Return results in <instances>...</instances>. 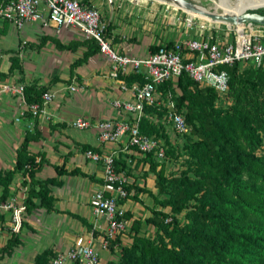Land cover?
<instances>
[{
  "label": "trees",
  "instance_id": "1",
  "mask_svg": "<svg viewBox=\"0 0 264 264\" xmlns=\"http://www.w3.org/2000/svg\"><path fill=\"white\" fill-rule=\"evenodd\" d=\"M8 27L9 20L1 18L0 36L7 33ZM47 40H52L58 48L76 45L63 44L47 34L41 35L36 45L42 46ZM84 43L87 49L74 63L86 60L98 50L94 40L85 38ZM157 45L150 44L149 50H155ZM242 63L236 61L221 66L228 72L223 94L231 98V104L224 109L215 104L217 91L212 86L201 85L185 71L175 80L158 86L163 99H168V91H171L170 97L175 99L177 110L191 125V132L182 136L188 138L185 146L189 157L184 162L189 160L193 175L189 174L188 168L178 175L163 173L158 165L166 153L158 158L150 151L138 158V162H148L149 169L155 173L157 191L128 178L124 184L127 194L120 201L129 198L143 202L139 194L147 192L152 197V203L146 206L150 213L143 219L132 218L127 229L129 242L122 241V232L109 239L108 248L113 250L118 246V256L105 264H264V153L258 152L262 143L260 131L264 132V60L260 64L248 63L256 67L248 74L242 73ZM13 68L20 73L23 71L17 56H12L8 72ZM8 72H1L0 78ZM124 77L127 82L142 83L145 74L130 71ZM172 82L180 88L178 94ZM46 88L44 84L24 83L25 102L40 104ZM166 107L164 102L145 105L139 121L140 131L155 137L156 133L162 135ZM24 112L33 119L34 131L25 132L16 149L14 166L4 171L0 169V199L7 197L10 183L19 171L23 176L21 183L28 185L25 209L36 206L34 199H37L48 210L53 205L48 184L60 183V180L53 176L35 177L43 158L29 149V143L39 136L36 126L39 112L33 114L29 109ZM83 147L96 149L89 144ZM115 162L127 176L133 174L136 166L130 165L125 156L118 154ZM54 167L58 174L79 171L76 168L67 170L64 164ZM183 210L186 214L191 212V221L181 223L179 214ZM124 215L126 218L133 216L129 209ZM2 218L0 213V220ZM143 222L155 226L156 234H141ZM12 238L15 239L11 236L8 243ZM47 254V250L38 253L35 264L46 263Z\"/></svg>",
  "mask_w": 264,
  "mask_h": 264
},
{
  "label": "crops",
  "instance_id": "2",
  "mask_svg": "<svg viewBox=\"0 0 264 264\" xmlns=\"http://www.w3.org/2000/svg\"><path fill=\"white\" fill-rule=\"evenodd\" d=\"M82 1L95 5L100 10L102 18L108 22L111 44L121 53L144 55L150 51V44L166 43L169 40L180 38V36L173 38L165 36L160 42L154 40L155 43H152L153 40L149 41V38L145 41L138 40L139 37H135L137 32L132 27L127 28L129 24L113 13V4L108 11L104 10V7L108 6V0ZM37 25L40 26L41 35L56 37L63 44L69 42L72 45L76 44L74 48H58L52 40H47L42 46H37L36 42L39 40L30 38L29 40L33 43L25 44L29 46L26 52L20 49L14 55L19 57L21 66L24 61H27L22 67L25 70L29 71L30 68L36 66V63H39L45 71L42 78H31L33 74L27 73L29 79L23 84L35 82L39 85H46V90H54L53 99L45 106L44 111L38 114L36 126L39 136L30 141L29 149L38 153V157L43 158L41 168L36 172L35 177L44 179L53 176L59 179L60 183L48 184L50 193L53 195L52 207L47 210L38 203L37 199H34L37 205L30 210L24 208L21 211V220L16 229H13L11 211L0 209V213L3 214L0 220V264H35V256L43 250L48 251L47 262L43 264H51L50 260L56 252L65 251L76 243H86L90 239L99 251L98 264H105L106 261L115 259L118 246H115L113 250L102 247L103 233L96 227V224L105 225L106 222L94 213L91 202L93 191L103 185L102 166L84 156L83 146L89 144L99 151H114L116 155L125 156L130 165L136 166L133 174L150 170L149 163L138 162V158L143 154L136 150L130 148L123 150L125 136L115 142H101L97 137L96 129L76 128L71 125V121L79 116L92 121L121 117L111 104V100L113 98L126 99L130 97V94L120 90L119 79L110 74V61L99 50L89 55L86 60L74 63L83 55L87 45L84 43L85 38L81 32L73 26H61L57 29L52 23L28 22L18 29L9 22L7 33L0 37L12 36L17 31L21 34H28L34 30L32 27ZM25 45L22 44L21 47L25 48ZM26 53L34 58L28 59ZM65 65L68 67L67 76L60 74ZM14 70L16 68L11 71ZM120 76L125 78L124 74ZM7 77L8 74L0 78V82L12 83L7 81ZM65 79L71 82L66 84ZM74 79L78 83H74ZM70 84H76L78 89L70 90ZM23 109L26 110L27 106L17 94L0 93V169L3 171L14 166L16 149L25 132L34 131L33 119L25 112L23 115L20 114ZM3 115L5 118L7 116L4 121L1 119ZM12 118L15 121H10ZM136 162H138L137 165H135ZM55 164H64L67 170L76 168L79 171L58 174L54 167ZM22 178V174L17 171L4 200L16 197L17 203H24L28 185L21 183ZM128 178L135 179L132 176H127V180ZM135 181L143 185L137 178ZM1 190L0 185V194ZM139 196L143 202L129 198L120 201V206L124 210L129 209L133 214L130 218L125 217L126 223H131L135 216L143 219L150 213L145 206L152 203V197L147 192H141ZM0 201L3 200L0 199ZM124 235L126 236L123 233L121 238L123 242ZM11 236L15 239L12 238V242L8 243Z\"/></svg>",
  "mask_w": 264,
  "mask_h": 264
},
{
  "label": "built area",
  "instance_id": "3",
  "mask_svg": "<svg viewBox=\"0 0 264 264\" xmlns=\"http://www.w3.org/2000/svg\"><path fill=\"white\" fill-rule=\"evenodd\" d=\"M0 18H6L10 24L22 28L28 22L52 23L77 28L84 38L94 40L98 50L110 61V74L119 79L121 91L128 92L129 98H113L111 104L120 113L118 118H104L92 121L85 117H76L71 125L76 128H94L101 142H115L122 136L126 141L123 150L134 149L140 154L154 152L158 158L165 155L163 140L141 132L139 121L144 115L145 105H159L156 95L161 83L175 80L185 71L192 79L212 86L223 94L227 88L228 72L222 65H231L236 61L260 64L264 60V25L253 22L227 24L224 37L217 33L191 34L185 38L173 39L167 45L158 43L157 48L144 55L121 53L111 44L108 34V22L102 18L100 10L82 0H1ZM223 35V34H222ZM25 41L23 40V43ZM140 71L145 74L142 83L127 82L120 74ZM77 90L76 84L69 85ZM0 91L15 93L33 114L44 111L53 99L54 90L47 89L41 95V103L27 104L24 100V84L0 82ZM164 123L176 134L182 136L191 132V125L172 103H166ZM24 114V109L20 112ZM84 156L102 166L103 185L93 191L91 202L93 210L106 222L96 227L102 230L101 244L108 247L109 239L127 228L124 209L120 198L127 194L124 184L127 175L117 168L114 151L102 152L92 148L83 151ZM24 203H17L16 197L0 201L1 210H10L13 229L21 220ZM51 264H98L99 251L90 239L86 243L73 244L65 251H58L50 260Z\"/></svg>",
  "mask_w": 264,
  "mask_h": 264
},
{
  "label": "rangeland",
  "instance_id": "4",
  "mask_svg": "<svg viewBox=\"0 0 264 264\" xmlns=\"http://www.w3.org/2000/svg\"><path fill=\"white\" fill-rule=\"evenodd\" d=\"M215 1L219 2L220 0ZM232 1V3L226 2L225 7L231 9L234 6H239L241 4V2L238 0ZM190 2H196L199 5L204 6L208 11L225 12V10L222 8H216V4L213 0H190ZM111 4H113V13H116L119 19L125 20V22L129 24L127 28L132 27L135 32H137V35L135 37H139L138 40L142 41H145L149 38V41L153 40L152 43H155V41H162L165 36L172 38L180 36V38H185L186 36L191 34L199 35L204 34L205 32L217 33L221 36L228 37L233 35L232 31H234L232 29L231 33L229 34V31L226 28L227 23L225 22L221 23L220 21L207 20L196 16L191 17L185 9L179 7L176 4L175 0H146V2H143L142 0H108V6L104 7V10L108 11L111 8ZM245 9L258 10L264 13V5L254 8L247 7ZM39 27V25L32 27V29L34 30L28 34H21L17 31L16 33L14 32L12 36L0 37V73L2 71L7 72V68L11 63L12 56L19 52L20 49H23V51L26 52V48L29 46L25 44L31 42L29 40L30 38H34L36 40L40 39L41 32L39 30ZM226 30L228 32H226ZM23 40H27V43H23ZM22 44L25 45V48L21 47ZM26 56L28 59L34 58L33 56H29L28 53H26ZM26 63L27 61H24V64ZM262 66H264V63L262 64ZM255 68V66L249 65L248 63L240 64V69L243 71V74H248ZM23 70L24 71L21 72L22 76H20L21 73L17 69L8 72L7 81H11L15 84L23 83L27 81V79H29L27 73L33 74L31 78H42L43 74H45V71H43V67L39 66V63H36V66L32 69L30 68L29 71L25 70L24 68ZM60 74H62L63 76L68 75V67H66V65L61 69ZM65 82H67L66 84H69L71 80L65 79ZM73 82L78 83L76 79H74ZM200 84L205 85L203 83ZM171 85L178 94L180 92V88L177 86V83L172 82ZM0 93L3 92L0 91ZM74 94H76V92ZM169 94L171 96L170 90L168 91V95ZM156 95L158 96V100L161 104L162 102H164V104L172 103L173 107L176 110L178 109V106L175 103V99L171 98L170 96L168 97V99H163L164 96L162 95L161 90H159ZM215 104L220 108H227L231 104V98L227 97L226 94L217 92ZM4 116L5 115H3V118H1L2 121L7 118V116L6 118ZM10 121L15 120H13L12 118V120L10 119ZM162 123H164V121ZM163 127L164 131L162 135L158 133L156 134L157 138L163 140L164 142L166 157L160 160L158 168H160V170L165 174L174 175H178L180 174L181 170L188 168L189 174L193 175V167L190 165L189 160H187V162H184V160L189 157V153L185 146V140L188 138L176 134L165 123ZM260 135L262 143L258 149V152L264 153V132L260 131ZM130 176L135 177V179L137 178L138 181L141 182V184H144L146 188L152 190L153 192L157 191V188L155 186V173L151 170H143L142 172H138L137 174H130ZM185 212L186 210H183L179 214L181 223L189 222L192 219L191 212L189 214H186ZM127 224L129 225H127V228L121 233V235L123 233L126 234V236L124 235L123 237L125 239V242L130 241V237L127 236V229L129 228L128 226H130L131 223L128 222ZM140 233L147 236H153L156 234V227L152 224L143 222ZM115 256L116 257L114 258H117L118 252H116Z\"/></svg>",
  "mask_w": 264,
  "mask_h": 264
},
{
  "label": "water",
  "instance_id": "5",
  "mask_svg": "<svg viewBox=\"0 0 264 264\" xmlns=\"http://www.w3.org/2000/svg\"><path fill=\"white\" fill-rule=\"evenodd\" d=\"M177 1L183 9L194 11L205 17L223 20L226 23L229 22L230 24H235L237 22H253L259 25H264V13L258 10L244 9L233 13L204 11L197 8L192 2H190V0Z\"/></svg>",
  "mask_w": 264,
  "mask_h": 264
},
{
  "label": "bare ground",
  "instance_id": "6",
  "mask_svg": "<svg viewBox=\"0 0 264 264\" xmlns=\"http://www.w3.org/2000/svg\"><path fill=\"white\" fill-rule=\"evenodd\" d=\"M142 1H143V2H146V0H142ZM213 1H214L215 4H216V8H222V9H224L225 12H227V13L238 12V11H240V10H244V9L247 8V7H253V8H254V7H258V6H262V5H264V0H238V1L241 2V4H240L239 6H234V7L232 6L233 8L228 9V8L225 7V3H226V2L232 3V2H233L232 0H220L219 2H217V1H215V0H213ZM175 2H176V4H177L179 7H181V6H180V3H179L177 0H175ZM193 4H194L197 8L201 9V10L208 11L204 6H201V5H199L198 3H196V2H193ZM185 10H186V9H185ZM186 11L190 14L191 17L196 16V17H199V18L207 19V20L220 21L221 23H222V22H225V21H223V20H217V19H213V18H210V17L202 16V15H200V14L194 12V11H191V10H186ZM191 19H192V18H191ZM227 22H228V21H227ZM225 23H226V22H225ZM227 24H230V23L228 22ZM235 24L238 25V28H241V22H237V23H235Z\"/></svg>",
  "mask_w": 264,
  "mask_h": 264
}]
</instances>
